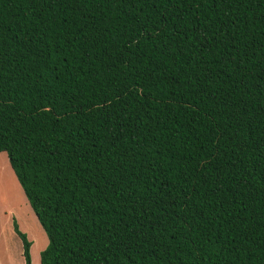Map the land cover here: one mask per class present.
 <instances>
[{
  "label": "trees",
  "instance_id": "trees-1",
  "mask_svg": "<svg viewBox=\"0 0 264 264\" xmlns=\"http://www.w3.org/2000/svg\"><path fill=\"white\" fill-rule=\"evenodd\" d=\"M0 153L39 264H264V0H0Z\"/></svg>",
  "mask_w": 264,
  "mask_h": 264
},
{
  "label": "rangeland",
  "instance_id": "rangeland-1",
  "mask_svg": "<svg viewBox=\"0 0 264 264\" xmlns=\"http://www.w3.org/2000/svg\"><path fill=\"white\" fill-rule=\"evenodd\" d=\"M12 220L30 244L29 264H39L38 252L46 244L45 236L8 167L5 154L0 153V264H24L20 241L11 228Z\"/></svg>",
  "mask_w": 264,
  "mask_h": 264
}]
</instances>
